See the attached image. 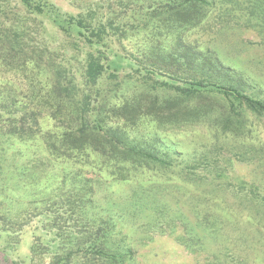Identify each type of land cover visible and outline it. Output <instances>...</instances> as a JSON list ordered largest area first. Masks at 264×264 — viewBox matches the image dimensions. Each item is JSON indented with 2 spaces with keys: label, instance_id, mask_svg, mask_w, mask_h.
<instances>
[{
  "label": "trees",
  "instance_id": "1",
  "mask_svg": "<svg viewBox=\"0 0 264 264\" xmlns=\"http://www.w3.org/2000/svg\"><path fill=\"white\" fill-rule=\"evenodd\" d=\"M67 1L71 11L52 0H0L6 260L136 264L139 231L152 238L189 226V240H200L198 231H225L222 204L264 227V195L228 179L226 155L255 157V144L242 140L251 136L249 117L264 116V97L215 46L230 26L213 22L244 11L248 23L264 25V0ZM141 31L146 47L120 75L124 56L112 44ZM195 127L210 141L189 151L163 137ZM212 194L218 205L208 204Z\"/></svg>",
  "mask_w": 264,
  "mask_h": 264
},
{
  "label": "rangeland",
  "instance_id": "2",
  "mask_svg": "<svg viewBox=\"0 0 264 264\" xmlns=\"http://www.w3.org/2000/svg\"><path fill=\"white\" fill-rule=\"evenodd\" d=\"M63 9L71 11L67 0H52ZM238 16L233 18L215 19L213 22H227L230 28L224 33H218L215 37V46L220 50L224 57L232 61L234 66L244 72L246 76H251L261 86L264 97V25L253 22L248 23L244 11L236 12ZM238 22V24L236 23ZM145 31L122 41L121 44H112L113 48L124 58L121 60L120 75L128 71L129 62H133L132 54L141 52L146 47ZM251 125V136L242 141L253 143L256 146L250 161H239L232 153L226 152V155L232 161L229 168L228 179L240 177L249 184L256 187L260 196L264 195V116L258 118L249 117ZM163 137L171 142L175 149L189 151L193 145L200 142H209L210 135L204 128H188L180 131L164 132ZM245 146V145H244ZM127 189L126 187H114L113 191ZM220 196L218 194L210 195L208 204H219ZM224 200V199H222ZM228 205L233 199L226 198ZM225 208L223 230L211 228L208 232L196 231L201 236L200 240H189L192 230L189 226H180L174 233L166 230L165 233L151 232V237H144V233L139 231L137 235L138 247L136 251V264H264V227L247 217L238 215V211H232L223 204L218 205ZM185 213L187 209L181 206ZM149 218V217H148ZM190 218V217H189ZM212 218L214 216L212 215ZM136 224H142L146 218L136 216ZM191 219V218H190ZM226 219V220H225ZM228 219V221H227ZM257 224V225H256ZM182 227V228H181ZM141 234V235H140ZM176 236H182L186 239L187 245L181 243ZM30 235L25 237V242L21 245L19 253L26 255ZM226 253V254H225ZM18 259V256L10 255L8 260L4 254L0 253V260L7 264Z\"/></svg>",
  "mask_w": 264,
  "mask_h": 264
}]
</instances>
